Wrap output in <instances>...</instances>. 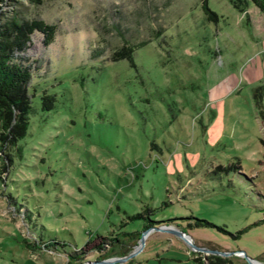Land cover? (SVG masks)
Returning a JSON list of instances; mask_svg holds the SVG:
<instances>
[{"label":"rangeland","instance_id":"rangeland-1","mask_svg":"<svg viewBox=\"0 0 264 264\" xmlns=\"http://www.w3.org/2000/svg\"><path fill=\"white\" fill-rule=\"evenodd\" d=\"M14 11L57 29L16 52L31 112L22 138L0 137V264H103L146 229L136 254L105 264H264V12L2 0L0 23ZM125 40L146 43L112 60Z\"/></svg>","mask_w":264,"mask_h":264},{"label":"trees","instance_id":"trees-1","mask_svg":"<svg viewBox=\"0 0 264 264\" xmlns=\"http://www.w3.org/2000/svg\"><path fill=\"white\" fill-rule=\"evenodd\" d=\"M2 1V0H0ZM32 4H41L42 0H27ZM202 3L205 11L209 8ZM231 5L243 11L248 4L252 3L254 7L264 12V0H230ZM115 16L119 19L122 14L120 11H114ZM56 24L47 22L38 17L28 18L20 15L15 11L7 16L0 23V128L1 140L9 138L10 142H14L18 138H22L28 126V114L31 112L30 95L28 94V83L31 78L29 67L26 66L20 56H16V52L24 51L26 44L31 40L33 31H38L43 36L42 42L48 44L54 40L56 33ZM117 26V24H116ZM126 42L112 52V60L131 59L135 47L142 46L146 41L139 43ZM103 42V41H101ZM105 50V45L96 42V46H92L91 56H100ZM261 87L253 90V96L258 98ZM43 109L51 108L53 97L51 94H43L40 98ZM259 100V99H258ZM256 101L259 105L260 103ZM10 135V136H9ZM137 234V233H136ZM136 234H133L136 236ZM138 238V237H136ZM127 253V250L125 251ZM125 253V254H126ZM217 260L214 264H219L221 258L216 256ZM196 264H203V259L194 257Z\"/></svg>","mask_w":264,"mask_h":264},{"label":"water","instance_id":"water-1","mask_svg":"<svg viewBox=\"0 0 264 264\" xmlns=\"http://www.w3.org/2000/svg\"><path fill=\"white\" fill-rule=\"evenodd\" d=\"M162 228V227H161ZM165 228H169L170 230H172V232H174L176 235L180 236L181 238H183L187 243H189V245H191V247L194 249V250H204V251H208V252H217V253H223V254H226L227 252H218V250H215V249H207V248H203V247H200L196 244L193 243L191 237L189 236V234H186L184 233L182 230H179V229H175L174 227H170V226H166ZM147 230V229H146ZM146 230H144L142 232V234L139 236V242L140 244H137V248L133 251H130L129 253H127L126 255H123V256H120V257H117V256H113V257H107V258H100L97 260V262H101L103 264L105 263H114V262H122L124 261L126 258H129L130 256H133L134 254H136V252L138 251V249L141 247V245L143 244V236H144V233L146 232ZM242 253L241 250L239 251H236L234 253ZM248 263L249 264H253V262L257 261L256 259L254 258H248Z\"/></svg>","mask_w":264,"mask_h":264},{"label":"crops","instance_id":"crops-1","mask_svg":"<svg viewBox=\"0 0 264 264\" xmlns=\"http://www.w3.org/2000/svg\"><path fill=\"white\" fill-rule=\"evenodd\" d=\"M129 245L131 246V245H134V244L130 243V244H126L125 246H118V249H116L113 252H110L111 249L108 248V250L106 252L102 251L100 258H107V257H112V256L120 257V256H123V255H126L127 253L132 251V249L129 247ZM126 250H127V253L125 252ZM138 264H142V263H138Z\"/></svg>","mask_w":264,"mask_h":264},{"label":"bare ground","instance_id":"bare-ground-1","mask_svg":"<svg viewBox=\"0 0 264 264\" xmlns=\"http://www.w3.org/2000/svg\"><path fill=\"white\" fill-rule=\"evenodd\" d=\"M254 264V263H253Z\"/></svg>","mask_w":264,"mask_h":264}]
</instances>
